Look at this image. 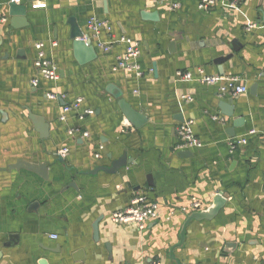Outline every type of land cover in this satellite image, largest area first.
<instances>
[{"label":"crops","instance_id":"0c3cea01","mask_svg":"<svg viewBox=\"0 0 264 264\" xmlns=\"http://www.w3.org/2000/svg\"><path fill=\"white\" fill-rule=\"evenodd\" d=\"M12 1L0 0V264H264V0L210 9L199 0H178L176 9L162 0H17L28 21L17 27ZM92 16L111 25L102 40L140 43L138 70L117 64L125 42L104 52L86 41L96 56L78 60L72 24L85 33ZM39 41L58 64L56 81L36 72ZM199 68L238 76L248 92L233 97L177 75L197 78ZM78 97L94 114L72 111L61 121ZM121 98L144 116L141 126L126 118ZM33 116L48 124V136ZM184 122L203 144L191 155L178 148ZM76 127L89 135H69ZM242 137L248 143L230 152ZM124 155L129 162L117 172H90ZM19 159L46 163L48 177L9 169ZM138 191L159 204V218L143 230L114 223ZM218 194V214L190 221L176 246L189 214L208 211Z\"/></svg>","mask_w":264,"mask_h":264},{"label":"built area","instance_id":"2783aa9c","mask_svg":"<svg viewBox=\"0 0 264 264\" xmlns=\"http://www.w3.org/2000/svg\"><path fill=\"white\" fill-rule=\"evenodd\" d=\"M17 1V0H15ZM171 5L172 8L176 9L181 6V3L178 0H162ZM222 0H199L198 8L199 9H210L220 3ZM18 2V1H17ZM229 6L231 8H236L242 0H228ZM254 25H251L253 27ZM86 32L84 33L83 39L87 42L94 43L96 46L103 50L104 52H110L115 43L125 42L127 47L123 54L117 56V64L120 68H130L134 70L139 69L137 63V58L140 56L141 49L140 43L138 41H133L130 38L122 36L121 38L111 40H102L101 35L104 31L111 33L112 28L110 23L104 19H100L97 16H92L87 22ZM52 46H57V42H53ZM35 48L37 50V57L34 61V67L39 76H42L44 79L49 81H56L59 79V67L56 62L51 60L46 55L45 43L39 41L35 43ZM200 75L194 76L190 71L179 70L177 75L182 80H198L204 84L209 85H218L219 92L221 94H229L233 97L244 94L248 92V86L246 84H239L238 76H221L218 74H205L202 68L198 69ZM39 83L38 78H34L32 84L37 86ZM49 99H55L56 95L53 93L47 94ZM72 111H78L79 117L82 118L86 115H93L94 110L84 106V99L82 97L76 98L74 101L70 102L62 108L60 120H66L68 113ZM177 132L179 136L178 148L181 150H187L192 148L202 147V141L197 138L191 129L189 122H184L179 124L177 127ZM250 133H256L255 130L250 131ZM68 134L75 136L81 134L83 137H87L89 133L87 131H82L79 127L68 129ZM248 143L247 137H242L239 139H233L231 141L230 152H234V149L239 145H244ZM67 149H64V152H67ZM100 154L97 153L96 157H99ZM229 197L228 199H230ZM202 202L197 199L192 200L191 207L192 209H200L202 207ZM112 221L114 223H134L141 230L145 229L149 223L157 220L159 218V204L151 199L145 191H138L131 198V203L125 209L115 211L112 214ZM151 264H162L159 261L152 262Z\"/></svg>","mask_w":264,"mask_h":264},{"label":"water","instance_id":"95a60500","mask_svg":"<svg viewBox=\"0 0 264 264\" xmlns=\"http://www.w3.org/2000/svg\"><path fill=\"white\" fill-rule=\"evenodd\" d=\"M26 12H27V8L25 5L23 4H19L16 1H12L9 4V14L12 16V21H13V25L15 27L17 26H25L28 25V21L26 16ZM73 28H72V33H71V38L74 41V50L76 53V56L78 58V60L80 62H88L90 60H92L95 56V50L92 46H89L86 41L83 39L84 37V33L81 31V29L76 25V24H72ZM229 57V56H226ZM227 58L222 57L218 60V62H222L224 60H226ZM113 85L109 86V90H111L110 88H113ZM122 95V93L119 91L116 96L120 97ZM119 105L124 113V115L126 116V118L132 122V124H134L135 126L139 127L144 123V116L138 112L137 110H135L131 104H129L125 99L121 98L119 101ZM220 106L223 107H227L226 102H222L220 104ZM228 108V111H225L224 113L228 116H232V108ZM33 120L35 122L36 128L37 130L40 132V134L45 137L48 136V129L49 126L46 122H44L42 119L37 120L36 117L33 116ZM184 155H191V151L190 150H185L183 152ZM128 158L126 155L122 156L119 159L114 160L113 164L111 167L108 166H98L96 169L90 171L91 173H95L98 172L100 170H104L106 172H110V173H115L117 172L120 168H122L123 166H126L128 164ZM27 169L33 172L38 173L39 175H41L44 178L48 177V166L46 163H35V162H31L25 159H19L17 160L16 163L9 165V169L13 170H20V169ZM225 201V199L218 194L217 197L214 200V206L212 208H210L208 211H197V212H192L191 214H189V216L186 219V222L183 226V229L181 231V241L178 245L176 246H182L184 240H185V233H186V226L189 224L190 221L197 219V220H203V219H212L214 216H216L220 210V208L223 205V202ZM94 228H95V235L97 236L98 234V228H97V223L94 224ZM175 246V247H176ZM175 247L171 250L172 253L174 252ZM174 258V255H173ZM174 260L177 261V264H180V262L174 258Z\"/></svg>","mask_w":264,"mask_h":264}]
</instances>
